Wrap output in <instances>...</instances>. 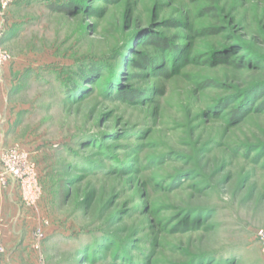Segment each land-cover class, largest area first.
Here are the masks:
<instances>
[{"label":"rangeland","instance_id":"1","mask_svg":"<svg viewBox=\"0 0 264 264\" xmlns=\"http://www.w3.org/2000/svg\"><path fill=\"white\" fill-rule=\"evenodd\" d=\"M66 1L0 11V158L18 147L40 186L34 207L0 187L1 264H264V90L242 96L264 87V0ZM150 37L181 47L175 68ZM92 61L118 82L92 72L68 95Z\"/></svg>","mask_w":264,"mask_h":264},{"label":"trees","instance_id":"2","mask_svg":"<svg viewBox=\"0 0 264 264\" xmlns=\"http://www.w3.org/2000/svg\"><path fill=\"white\" fill-rule=\"evenodd\" d=\"M78 6L84 7L85 3L81 0H67L66 3H64L63 5L58 7V9L61 12H65L67 10L77 8ZM146 42H148V44H151V45L152 44L157 45V48H159V49L162 48L163 50H166V53L169 52V54L171 56L170 60H171V67L172 68H175V66L178 65L176 60L179 59L178 56L181 53V47H179V46L173 47L172 44L168 43L169 41H166L164 39H157L156 37H150L147 40H145V43ZM95 63H96V61L89 62L88 64L83 63V64H80L77 68H75L74 75H73V81H69L70 85H68L69 87L67 88L68 95L74 96L79 91V86L81 84L80 82L84 81V79L87 78V76H89V74H91L92 72H93L92 74H95L97 72L99 74L104 73V71H101V67ZM129 65L131 66L132 64H129ZM134 65L136 67L138 66L139 68H141L143 70L151 69V70L155 71L157 73V75L160 77H167L169 74L168 69H169V72H172V68H168L166 71L164 68H162V66H159V64L156 61H154V63H153L152 62V56H149V54L140 55L138 60L135 61ZM110 67L114 68L112 65ZM114 71L115 70L113 69L111 71L112 73L110 72L111 74H108V73L103 74V75H106L107 78H109V76H110L108 84H110V82H114V81H116V83L118 82V80H116L117 76L114 74ZM115 85H117V84H115ZM113 87L115 89L116 98H118L119 100H121L123 102L134 103V102H137L139 98H141L140 94H138V92H136V91L124 90V89H122L121 86H113ZM113 87L109 85V89H111ZM258 90H260L259 91V93H260L264 90V87L262 89H257L255 91H249L248 93H246L247 95H242V96H244V98H246V99L250 98L249 99V102H250V100L254 97L252 94L254 92L258 93ZM141 93H144V92H141ZM246 102H248V101H245L244 103H246ZM261 105H264V104H261ZM244 106H245V104H244ZM246 107H247V105L244 108H242V110H238L235 114V117L238 116L237 114H240L241 111L245 110ZM107 240H108V238L105 239L103 243L108 242ZM102 246H103L102 243H100L99 245H96L94 243L92 246L89 245V246H86L84 249H81V251L78 253V255H80V258L83 257L84 262L96 263L97 260H99V259L101 260L104 257L103 255H100V251L102 249H104V250L106 249V248L101 249ZM113 259H120L124 264H133L131 262V259H129V257L126 256V253L124 251H119V250L115 251L113 254Z\"/></svg>","mask_w":264,"mask_h":264},{"label":"built area","instance_id":"3","mask_svg":"<svg viewBox=\"0 0 264 264\" xmlns=\"http://www.w3.org/2000/svg\"><path fill=\"white\" fill-rule=\"evenodd\" d=\"M12 0H0V11L4 10ZM3 34V26L0 21V38ZM7 53L0 48V69L8 60ZM0 187L5 188L10 180H13L19 189L21 201L27 207H34L40 195V186L38 183L35 166L30 162L28 155L18 147L8 148L3 151L0 158ZM46 224V222H43ZM35 247L38 249L39 243L44 239L41 229L35 233ZM257 242L264 259V231L257 233ZM3 254V247L0 240V259ZM1 264V260H0Z\"/></svg>","mask_w":264,"mask_h":264},{"label":"crops","instance_id":"4","mask_svg":"<svg viewBox=\"0 0 264 264\" xmlns=\"http://www.w3.org/2000/svg\"><path fill=\"white\" fill-rule=\"evenodd\" d=\"M33 263V262H32ZM32 263H30V264H32Z\"/></svg>","mask_w":264,"mask_h":264}]
</instances>
